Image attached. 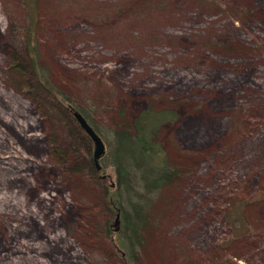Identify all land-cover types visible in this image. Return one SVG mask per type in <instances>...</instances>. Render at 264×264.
Returning <instances> with one entry per match:
<instances>
[{
	"label": "rangeland",
	"instance_id": "1",
	"mask_svg": "<svg viewBox=\"0 0 264 264\" xmlns=\"http://www.w3.org/2000/svg\"><path fill=\"white\" fill-rule=\"evenodd\" d=\"M29 46L104 156L120 108L133 133L147 107L173 113L158 140L176 178L134 186L136 264H264V0H0V264H126L106 229L113 163L93 176Z\"/></svg>",
	"mask_w": 264,
	"mask_h": 264
},
{
	"label": "trees",
	"instance_id": "2",
	"mask_svg": "<svg viewBox=\"0 0 264 264\" xmlns=\"http://www.w3.org/2000/svg\"><path fill=\"white\" fill-rule=\"evenodd\" d=\"M33 33L34 30L32 28L30 33L32 37ZM28 50L32 62L31 67H33L39 83L57 99V103L63 109L64 115H68L74 120L72 112L78 108L68 100L64 92L55 89L43 76L38 66L36 48L29 46ZM14 66L23 70L19 62L14 63ZM118 113L119 122L107 142L109 151L106 156L103 155L98 160L100 162V160L104 161L106 158L110 159L116 173L115 184L105 187V202L106 208L115 213L116 217L118 215L117 222H120L121 227L118 230L117 225H112L110 221L107 223L106 229L109 235H114V239L113 237L111 238V243L120 258L126 264H136L139 258L136 248L138 245L141 246L144 240L143 234L148 229V224L143 214L145 197L141 196L134 186L136 182H139L137 188L148 195H152L176 178L175 168L167 162L162 143L158 140L160 127L172 119L173 113L166 110L155 111L151 107H147L133 119L134 133L131 131V126L127 124L124 109L120 108ZM81 114L84 115L82 112ZM75 122L77 121L75 120ZM77 129L81 131L78 124ZM78 130L77 132L80 133ZM94 130L100 134L97 129L94 128ZM88 152L87 166L94 177L100 178L104 164H99L94 160L93 152L91 153L90 148H88ZM61 153L58 152V155L60 156ZM63 159L64 157L61 160ZM131 167L134 170L132 177L130 174ZM232 212H235L234 207ZM230 221L235 224V219ZM234 228L237 233L241 231L243 225L239 223L238 226L234 225Z\"/></svg>",
	"mask_w": 264,
	"mask_h": 264
},
{
	"label": "water",
	"instance_id": "3",
	"mask_svg": "<svg viewBox=\"0 0 264 264\" xmlns=\"http://www.w3.org/2000/svg\"><path fill=\"white\" fill-rule=\"evenodd\" d=\"M73 116L77 121L78 125L85 131V133L90 137L93 142V158L96 162L104 155L105 153V144L102 138L94 131L92 126L87 122L85 117L77 110H73ZM98 166V164H97ZM99 167V166H98ZM118 220V215L116 217V222Z\"/></svg>",
	"mask_w": 264,
	"mask_h": 264
}]
</instances>
